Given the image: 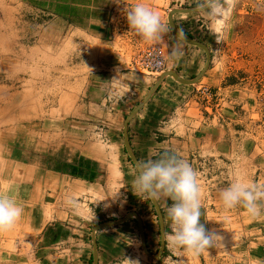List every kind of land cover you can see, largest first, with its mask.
I'll list each match as a JSON object with an SVG mask.
<instances>
[{
  "label": "rangeland",
  "instance_id": "374dc122",
  "mask_svg": "<svg viewBox=\"0 0 264 264\" xmlns=\"http://www.w3.org/2000/svg\"><path fill=\"white\" fill-rule=\"evenodd\" d=\"M36 1L44 8L35 0H0V194L11 195L23 209L14 227L0 232V251L29 242L31 252L32 240L52 223L51 238H71L78 254L83 244L91 253L96 226L137 213L148 251L157 255L159 218L150 197L133 190L137 169L123 133L127 117L152 84L140 81L145 89L136 94L142 86L128 88L133 81L128 73L160 77L138 66L139 55L153 41L130 30L126 12L143 3L159 14L165 31L156 41L167 67L192 80L205 68L207 55L178 39L168 17L173 10L196 9V0ZM61 3L69 8L65 17L53 12ZM174 23L210 53V67L196 84L209 88L210 95H196L218 106L212 129L221 139L199 158L196 172L201 223L219 237L196 256L166 245L161 258L151 259L132 219L96 233L99 264H124L127 257L139 264H264V208L254 216L240 205L225 208L220 199L221 190L238 177L264 186V0H235L225 25L213 27L201 12L177 14ZM89 24L102 26L108 36L98 40L78 30ZM174 49L178 56L171 55ZM118 74V85L107 83ZM75 166L87 176L94 171V181L57 172L70 173ZM169 207L165 216L160 207L165 234L172 232Z\"/></svg>",
  "mask_w": 264,
  "mask_h": 264
},
{
  "label": "crops",
  "instance_id": "0c3cea01",
  "mask_svg": "<svg viewBox=\"0 0 264 264\" xmlns=\"http://www.w3.org/2000/svg\"><path fill=\"white\" fill-rule=\"evenodd\" d=\"M65 4L67 5V3ZM180 16L185 18L187 15ZM53 27L56 30L55 26ZM78 30L90 33L98 40L108 36V34L104 35L105 30L99 25L89 24L87 27L78 28ZM166 71H175L182 78L189 79L181 70L167 67ZM128 75L133 77V81L126 85L128 88L132 85L143 87L140 90H135L136 94L142 93L145 89L140 81L145 80L147 86L152 83L142 94L141 101L149 93L153 84L158 81V78L143 77L137 73H128ZM197 87L198 85L184 86L167 77L153 98L133 118L129 124V141L139 161H145L149 157L157 159L168 153L187 160L196 171L199 158L213 151L212 142L218 144L221 139L219 133L212 129L216 115H218L216 109L218 106L209 99L205 101V97L203 100L200 99L196 95L195 90L199 88ZM156 200L159 201L165 216L164 208L169 207V201L172 200L163 194ZM165 221L167 222V219ZM61 226L64 225L61 224ZM54 227L55 225L52 223H47L42 228L37 238L32 240L35 245L31 252L26 248L29 242L24 245L18 242L15 245V250L0 251V264H89L93 259V247L92 252L89 253L88 245L83 244V251L78 254L72 245L71 238H67L68 240L51 238ZM65 228L68 229V227ZM69 230L71 229L69 228ZM83 234L86 235L84 232ZM85 235L83 238H86ZM84 241L86 242L83 239Z\"/></svg>",
  "mask_w": 264,
  "mask_h": 264
},
{
  "label": "clouds",
  "instance_id": "9594fccd",
  "mask_svg": "<svg viewBox=\"0 0 264 264\" xmlns=\"http://www.w3.org/2000/svg\"><path fill=\"white\" fill-rule=\"evenodd\" d=\"M235 5V0H196V10L203 13L213 27L225 25ZM130 30L145 41L160 38L165 28L159 14L143 3L134 5L126 12ZM178 49L171 53L178 56ZM91 70V69H90ZM116 86L119 74L107 82ZM137 175L133 179V190L137 194L158 198L161 194L172 200L168 208L172 232L165 234L166 245L172 250L183 249L187 255L196 256L212 247L218 235L201 223V188L199 173L191 164L177 155L165 153L157 159L149 157L136 164ZM225 208L237 205L254 216L261 214L264 204V186L250 185L239 177L220 192ZM23 209L11 195L0 194V232L10 230L21 218ZM124 264H139L138 260L126 258Z\"/></svg>",
  "mask_w": 264,
  "mask_h": 264
},
{
  "label": "water",
  "instance_id": "95a60500",
  "mask_svg": "<svg viewBox=\"0 0 264 264\" xmlns=\"http://www.w3.org/2000/svg\"><path fill=\"white\" fill-rule=\"evenodd\" d=\"M199 11H197L196 9H179V10H173L169 13V17H168V22H169V26L171 28V31L173 32V34L175 36H177L180 40H182L183 42H185L186 44L192 46V47H196L199 48L201 50H203L206 55H207V63L205 68L203 69V71L194 79L192 80H187L182 78L181 76H179L176 72L174 71H166L164 72L160 78L158 79V81L155 83V85L150 89L149 93L147 94V96L145 97V99L133 110V112L127 117L125 123H124V133H123V137H124V143H125V147H126V151L133 163V165L136 167L137 162H139V160L136 158L130 141H129V123L132 121V119L143 109V107L153 98L154 94L158 91V89L160 88L162 82L167 78V77H171L173 78L177 83L184 85V86H192V85H196L200 82V80L204 77V75L206 74V72L208 71L209 67H210V63H211V58H210V53H209V49L206 45H204L203 43H200L196 40H192L190 38H187L186 36H184L183 34L179 33V31L177 30L175 23H174V16L180 13H184V14H192V13H197ZM151 201L156 209L158 218H159V222H160V228H161V249L159 251V253L157 255H152L149 251L148 248L146 246V234H145V228L143 225V222L141 220V217L137 214V213H132L130 215H128L127 217H125L124 219L121 220H117V221H113L110 223H106V224H101L96 226L93 231H92V243H93V264H99V255H98V244H97V240H96V233L101 231V230H105V229H111V228H115L118 226H121L125 223H127L128 221L132 220V219H136V221L138 222L139 225V230H140V237H141V243H142V247L143 250L145 252V254L151 258V259H159L162 257L164 250H165V226H164V219H163V215H162V211L156 201V198H151Z\"/></svg>",
  "mask_w": 264,
  "mask_h": 264
},
{
  "label": "built area",
  "instance_id": "2783aa9c",
  "mask_svg": "<svg viewBox=\"0 0 264 264\" xmlns=\"http://www.w3.org/2000/svg\"><path fill=\"white\" fill-rule=\"evenodd\" d=\"M118 7L114 10L117 11ZM167 59L164 54L163 47L156 40L153 41V46L148 51H144L139 55L137 60L138 66L141 70L146 71L148 74L156 77H160L167 70ZM196 94L200 97H208L210 95V89L207 87H200L197 89Z\"/></svg>",
  "mask_w": 264,
  "mask_h": 264
},
{
  "label": "trees",
  "instance_id": "16d2710c",
  "mask_svg": "<svg viewBox=\"0 0 264 264\" xmlns=\"http://www.w3.org/2000/svg\"><path fill=\"white\" fill-rule=\"evenodd\" d=\"M35 2H36V3H34L35 6H39L41 8H44L45 3L43 4L42 2H38L36 0H35ZM68 9H69L68 5H66L65 3H61V4H57L56 9H54L53 12L59 16L65 17V12ZM81 170H82V168L80 166L79 167L75 166V167H73V169L70 173L63 172V170H61V169H57V172L62 173V174H68L74 178L85 179V180H88L90 182L94 181V179L96 177V173L94 171L91 172L90 176H87Z\"/></svg>",
  "mask_w": 264,
  "mask_h": 264
},
{
  "label": "bare ground",
  "instance_id": "6f19581e",
  "mask_svg": "<svg viewBox=\"0 0 264 264\" xmlns=\"http://www.w3.org/2000/svg\"><path fill=\"white\" fill-rule=\"evenodd\" d=\"M187 15V14H184V13H180V14H178V15ZM177 37V36H176ZM178 38V37H177ZM179 39V38H178ZM171 78V77H170ZM172 80H174L173 78H171ZM175 81V80H174Z\"/></svg>",
  "mask_w": 264,
  "mask_h": 264
}]
</instances>
